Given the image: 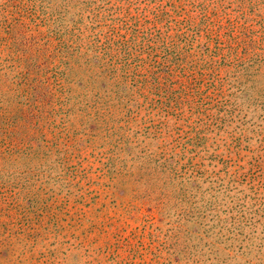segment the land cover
<instances>
[{
  "label": "rangeland",
  "instance_id": "374dc122",
  "mask_svg": "<svg viewBox=\"0 0 264 264\" xmlns=\"http://www.w3.org/2000/svg\"><path fill=\"white\" fill-rule=\"evenodd\" d=\"M0 264H264V0H0Z\"/></svg>",
  "mask_w": 264,
  "mask_h": 264
}]
</instances>
